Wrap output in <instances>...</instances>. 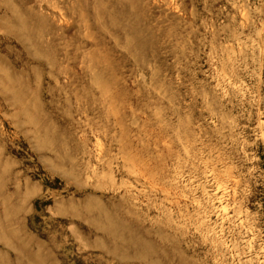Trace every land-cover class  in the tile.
<instances>
[{"label":"rangeland","instance_id":"1","mask_svg":"<svg viewBox=\"0 0 264 264\" xmlns=\"http://www.w3.org/2000/svg\"><path fill=\"white\" fill-rule=\"evenodd\" d=\"M0 264H264V0H0Z\"/></svg>","mask_w":264,"mask_h":264},{"label":"bare ground","instance_id":"2","mask_svg":"<svg viewBox=\"0 0 264 264\" xmlns=\"http://www.w3.org/2000/svg\"><path fill=\"white\" fill-rule=\"evenodd\" d=\"M13 250V249H12Z\"/></svg>","mask_w":264,"mask_h":264}]
</instances>
